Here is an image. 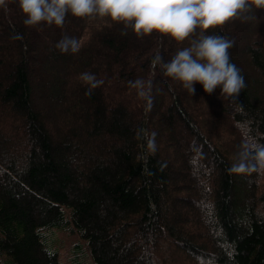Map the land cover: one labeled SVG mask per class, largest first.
<instances>
[{
    "label": "trees",
    "instance_id": "obj_1",
    "mask_svg": "<svg viewBox=\"0 0 264 264\" xmlns=\"http://www.w3.org/2000/svg\"><path fill=\"white\" fill-rule=\"evenodd\" d=\"M16 9L17 0L0 6V128L13 129L0 145V264H61L59 232L79 239L70 264L187 262L172 247L188 264H264V173L229 171L247 143L264 146V9L246 13L258 38L246 44L243 70L229 49L246 84L230 99L199 83L186 99L153 64L189 47L199 29L177 43L156 32L137 37L108 17L66 23L69 13L49 27L76 38L79 51L48 49L39 69L43 107L59 108L57 123H66L59 140L35 106L38 60L7 19ZM206 34L229 39L222 26ZM85 72L100 81L91 95ZM137 80L145 97L130 83ZM113 85L107 105L102 88ZM121 92L140 107L120 103ZM196 95L220 98L210 110ZM178 145L184 154L164 155Z\"/></svg>",
    "mask_w": 264,
    "mask_h": 264
},
{
    "label": "clouds",
    "instance_id": "obj_2",
    "mask_svg": "<svg viewBox=\"0 0 264 264\" xmlns=\"http://www.w3.org/2000/svg\"><path fill=\"white\" fill-rule=\"evenodd\" d=\"M25 17V26L62 27L66 16L108 17L122 22L125 29L131 28L137 37L153 32L170 37L177 43L199 33L189 47L178 50L165 62L159 55L153 61L165 77L180 82L189 93L195 91L194 84L203 86L205 93L212 94L218 87L224 99L236 98L246 87L244 77L236 65L230 63L229 49L234 41L220 35H207L210 28L224 25L232 19L247 20L245 15L253 8L264 9V0H17ZM5 6V0H0ZM126 34V33H125ZM55 48L60 53H76L79 43L74 37L64 36ZM80 79L91 89L98 86L94 74L85 72ZM140 89L139 96L145 97L144 84L130 82ZM234 173H264V146L247 143L239 153L237 163L229 169Z\"/></svg>",
    "mask_w": 264,
    "mask_h": 264
},
{
    "label": "rangeland",
    "instance_id": "obj_3",
    "mask_svg": "<svg viewBox=\"0 0 264 264\" xmlns=\"http://www.w3.org/2000/svg\"><path fill=\"white\" fill-rule=\"evenodd\" d=\"M247 16H249L248 14H245ZM250 17V16H249ZM68 21L66 20V23H70L73 20V16L70 15V17H68ZM9 23H17L18 26L23 29L24 31V37L21 41H23L28 49L29 52H32V54L34 55L35 59L38 60V64L36 63V73L34 75V82H35V96H36V103L35 106L37 108V110L41 111L43 118L45 119L46 122V127L47 129L51 132V134L53 135V138L55 140H59V138H61L60 136L62 135V132L64 133L65 131V124L64 125H59L57 123V116H55L56 114H58V109L55 110V108H53L51 105L47 106V107H43L45 105V103H49L48 100L44 99V95L45 92L44 90L40 89V84L42 83L44 76L41 75L40 70L42 65L40 64L41 61L43 60V56L49 55L47 54L48 49H52L54 51H59L58 49L55 48L56 43L61 40V38L59 37L58 33L56 31H54L52 29V27L47 26L46 24H44L43 22L41 23V25H37V26H25L23 21L25 19V17L23 16V14L21 13V11L19 9H16V13L10 15L8 18ZM250 19V18H249ZM241 20L240 18H236V19H232L229 20L228 22H226L224 25H222V29L224 32L229 33V39L234 41V46L232 47L234 50L232 51V57L235 59L236 64L240 67L241 70L242 69V60L244 58V50L246 48V44L247 46H249V42L251 39H257L258 37H256L255 35H253V32L250 33L251 29L254 30L256 25H249L248 24V20ZM252 26V27H250ZM211 29V28H210ZM209 29V30H210ZM35 32L38 35H35ZM54 44L50 45V42ZM7 42V38H6V33H3L0 36V44H5ZM177 52V50L175 51ZM175 54V53H174ZM240 64V65H239ZM49 75V74H46ZM101 78V77H100ZM178 83L177 88L181 91V93H183V95L186 97V99H188V96L191 95V93H189L186 89H184L179 82ZM251 87H253V85L251 84ZM114 85L113 86H108L106 88H102L103 89V94L105 95V100L107 105L111 104V97H113L114 91H113ZM182 97V96H181ZM197 101L199 103H197V105H202L203 103H208L209 105V109L212 110L217 102V98H209L208 100L205 98H202L201 96L196 95ZM214 100H211V99ZM120 103H125L127 106H130L131 111L137 109L138 107H140L139 104V98L138 97H132V96H127L126 92L124 93H120ZM220 101H223V99L221 98ZM229 101V100H228ZM227 101V104L229 103ZM225 104V101L223 102ZM50 115L47 117L46 115L49 114ZM3 118V114L0 113V119ZM79 118V116H78ZM214 119V118H213ZM80 122V119H79ZM230 122L227 120L225 121L224 125L229 126ZM6 126V125H5ZM183 126H180L179 129H177L178 131H180L183 134H186V131H184V129H182ZM11 131H13L12 127L10 126H6L5 129L0 128V145L1 143L5 140L8 139V133H10ZM18 136L22 137L21 134L18 133ZM241 137H243L241 135ZM164 155L168 158H174L175 155L179 152L181 153H185V148H182L180 145L176 146V149L174 151H172V149H170L169 147H164ZM10 158V157H8ZM0 169L2 170V167H0ZM264 177V174H263ZM240 184H242V179L239 178L238 179ZM242 186V185H241ZM58 247L60 250V260H61V264H70V260L72 257V252L74 249V246L76 245V243H78L79 239L76 236H73L67 232H59L58 233ZM172 254L173 256H179L178 258L182 259V260H186L187 262H182L184 264H188L189 261L186 259L185 254L182 252V249H176L174 247L171 248ZM202 261V260H201ZM180 262V261H179Z\"/></svg>",
    "mask_w": 264,
    "mask_h": 264
}]
</instances>
